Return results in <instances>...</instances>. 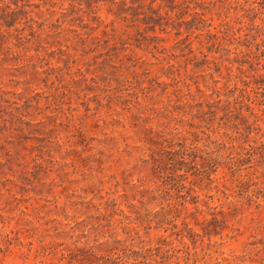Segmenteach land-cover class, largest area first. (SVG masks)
<instances>
[{"label":"rangeland","instance_id":"obj_1","mask_svg":"<svg viewBox=\"0 0 264 264\" xmlns=\"http://www.w3.org/2000/svg\"><path fill=\"white\" fill-rule=\"evenodd\" d=\"M0 264H264V0H0Z\"/></svg>","mask_w":264,"mask_h":264}]
</instances>
